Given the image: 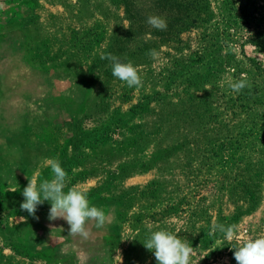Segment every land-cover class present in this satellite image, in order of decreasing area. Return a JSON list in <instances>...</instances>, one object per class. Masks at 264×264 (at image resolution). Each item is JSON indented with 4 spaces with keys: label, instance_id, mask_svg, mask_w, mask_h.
Wrapping results in <instances>:
<instances>
[{
    "label": "rangeland",
    "instance_id": "374dc122",
    "mask_svg": "<svg viewBox=\"0 0 264 264\" xmlns=\"http://www.w3.org/2000/svg\"><path fill=\"white\" fill-rule=\"evenodd\" d=\"M50 159L106 215L88 239L48 201L20 209ZM157 230L190 264H237L241 239L264 237V0H0V264H157Z\"/></svg>",
    "mask_w": 264,
    "mask_h": 264
},
{
    "label": "clouds",
    "instance_id": "9594fccd",
    "mask_svg": "<svg viewBox=\"0 0 264 264\" xmlns=\"http://www.w3.org/2000/svg\"><path fill=\"white\" fill-rule=\"evenodd\" d=\"M146 22L158 30L167 28L166 20L156 15L148 16ZM100 58L111 62L112 75L125 82L128 87L142 85L137 69L130 62L123 63L112 53L103 54ZM249 86L246 76L230 83L231 89L237 93ZM48 165L53 173V178L39 184L35 179H28V184L22 191L24 199L20 204V209L35 217L37 206L48 201L50 203L48 212L50 221L62 218L69 225V235L88 239L91 232L86 226L87 222L95 221L97 228L103 227L106 223L105 213L95 206H90L83 191L76 188L64 190L67 173L58 160L50 159ZM20 218L25 219V217ZM217 230L224 233L229 241L236 239L235 231L231 227L225 228L222 224H213L209 235H213ZM143 245L153 252L157 264H190L192 247L176 234L166 230H157L150 234ZM233 255L237 264H264V237L241 239V246L234 249Z\"/></svg>",
    "mask_w": 264,
    "mask_h": 264
},
{
    "label": "trees",
    "instance_id": "16d2710c",
    "mask_svg": "<svg viewBox=\"0 0 264 264\" xmlns=\"http://www.w3.org/2000/svg\"><path fill=\"white\" fill-rule=\"evenodd\" d=\"M128 8H129V5H128ZM135 8V7H134Z\"/></svg>",
    "mask_w": 264,
    "mask_h": 264
}]
</instances>
